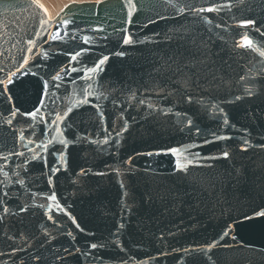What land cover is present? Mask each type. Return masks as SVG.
Segmentation results:
<instances>
[{"label": "water", "instance_id": "water-1", "mask_svg": "<svg viewBox=\"0 0 264 264\" xmlns=\"http://www.w3.org/2000/svg\"><path fill=\"white\" fill-rule=\"evenodd\" d=\"M133 5L0 0V264H264V0Z\"/></svg>", "mask_w": 264, "mask_h": 264}, {"label": "snow or ice", "instance_id": "snow-or-ice-1", "mask_svg": "<svg viewBox=\"0 0 264 264\" xmlns=\"http://www.w3.org/2000/svg\"><path fill=\"white\" fill-rule=\"evenodd\" d=\"M128 5H132V6H133V11H135V7H134V5H133V0H128ZM204 10H205V9H200L199 11H204ZM206 10H207V11H213L212 8H208V9H206ZM133 11L128 12V17H129V19H128V23H129V24L132 22V21H131V17H132V15H133ZM58 19H59V18H58ZM73 22H74V21H69V20H67V19L63 21V23H64V25H65L66 27H67L70 23H73ZM149 22H153V21L150 20ZM255 23H256V22H255L254 20H252V19L241 20V21H240V26H241V27H245V28H247V26H249V25H254ZM217 27H220V26L217 25ZM259 30H260V29H257V31H259ZM94 31H96V32H102L103 29L97 28V29H94ZM86 42H87V41H86ZM131 43H134V41H133V39H132V36L129 35V34H127V33H125L124 36H123V44L128 45V44H131ZM252 43H253V41H251V40L245 38L244 45H241V46H242V47H243V46H249V45H251ZM29 51H31V50H29ZM70 55H71V59H72V61H76L77 57L80 56V55H82V53L78 51V52H76V53H74V54H70ZM118 55H123V53H122V52H121V53H118ZM261 55H264V53H261ZM108 59H109V58H108L107 56H104V57L100 58V59L94 64V66H93L92 68H90L88 71H89V72H98V71L101 69V67L104 65V63H105ZM59 78H60V77H59L58 74H57L56 76H53V80H57V79H59ZM241 79H243V77H242ZM10 83H11V81H10ZM0 94H2V93H0ZM248 94H249V95H252L251 91H249ZM189 99H191V98L189 97ZM236 99L238 100V99H240V97L237 96ZM85 102H86V101H85ZM37 111H38V110H37ZM13 115H15V113H14ZM30 115L35 116V115H36V112L30 113ZM228 123H229V121H228L227 119H225V120L223 121V124H224V125H227ZM189 124H191V122H189ZM198 131H199V130H198ZM230 138H231V137H223V136H217V137H216L217 140L230 139ZM106 142H107V141H106ZM204 142H205V143H211V142H214V141H208V140H205ZM244 144L247 145V144H248V141L245 140V141H244ZM261 147H264V145H262ZM241 150H242V151H247L248 149H247L246 147H242ZM169 151L172 152V153H176L177 150H176V149H170ZM149 155H151V153H149ZM229 155H230V154H229L228 151H223L219 156L211 157V159H228V158H229ZM188 163L191 164L192 162H191V161H188ZM187 166H188V165H186V164H181V163L177 162V163H176V170H177V171H184V170H186ZM49 171H50V173H51L52 175H55V173H56L57 171H59V166L57 165L56 167L50 169ZM20 182L22 183V181H20ZM122 187H123V185H122ZM5 195H7V194H5ZM50 199L55 200V199H56L55 195L53 194V195L50 197ZM58 207H59V206H58ZM20 210H21V211H25L26 209L21 208ZM61 210H63V209H61ZM7 211H8L7 208H5V209H4V212L7 213ZM258 217H264V209L253 210V212H252L251 215H249V214H247V213L242 214L241 216H239V217L237 218L236 221L233 222L232 225H229V226L227 227V229H226L225 231L222 232V234H221V236H220V240H223V239H225L227 236H229L231 228H233V227L235 226L236 223H244V222H246V221H250V220L256 219V218H258ZM49 218H51V217H49ZM73 223H75V220H73ZM121 227H123V224H121ZM69 235H71V233H69ZM234 238H235V237H233V239H234ZM100 246H102V245H100ZM214 246H215V242H214L212 245H209L208 247H209V249H211V248L214 247ZM97 247H98V245H97L96 243H91V244L89 245V250H91V249H96Z\"/></svg>", "mask_w": 264, "mask_h": 264}, {"label": "bare ground", "instance_id": "bare-ground-1", "mask_svg": "<svg viewBox=\"0 0 264 264\" xmlns=\"http://www.w3.org/2000/svg\"><path fill=\"white\" fill-rule=\"evenodd\" d=\"M85 3H94V2L93 1L80 2L77 4H85ZM40 4L45 9V11H46V13L50 19L55 18L57 15H59L62 12L63 9H65L68 5H70V3H68V2L61 3V1H59V0H42V3H40Z\"/></svg>", "mask_w": 264, "mask_h": 264}, {"label": "rangeland", "instance_id": "rangeland-1", "mask_svg": "<svg viewBox=\"0 0 264 264\" xmlns=\"http://www.w3.org/2000/svg\"><path fill=\"white\" fill-rule=\"evenodd\" d=\"M40 3H42V0H38ZM61 1V3L63 2H68V3H80V2H89V1H93V2H100L102 0H59ZM67 4V3H66Z\"/></svg>", "mask_w": 264, "mask_h": 264}]
</instances>
